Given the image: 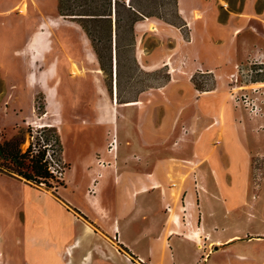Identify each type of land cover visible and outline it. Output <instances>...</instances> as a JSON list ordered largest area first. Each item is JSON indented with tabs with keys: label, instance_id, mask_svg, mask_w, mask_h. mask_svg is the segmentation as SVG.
<instances>
[{
	"label": "rangeland",
	"instance_id": "1",
	"mask_svg": "<svg viewBox=\"0 0 264 264\" xmlns=\"http://www.w3.org/2000/svg\"><path fill=\"white\" fill-rule=\"evenodd\" d=\"M117 1L116 68L114 21L106 16L114 0H50L46 8L40 1L27 16L0 6V143L18 138L26 151L29 122L48 113L43 122L54 124L67 164L63 182L47 180L48 185L0 171V264H129L117 251H108L100 230L111 236L120 232L136 252L151 246L152 264L160 259L162 264H264V120L253 118L264 114L239 105L248 127L235 130L227 116L216 115L207 132L194 110L185 124L170 108L157 118L151 112L147 139L161 141L143 149L138 109L116 104L143 90L165 91L175 74L191 78L201 90L211 89L213 80L205 82L201 74L212 71L142 69L136 62L134 19L156 15L167 21L156 29L151 23L140 44L146 50L160 48L162 60L175 44V27L168 22L181 29L184 42L191 41L190 28L180 20L176 0H130L144 13L139 16L126 0ZM196 1L198 8L204 0ZM210 1L220 22L241 6L239 0ZM210 39L215 46L224 43L218 36ZM239 47L232 46L236 61L246 57ZM230 64L217 69L224 72ZM256 95L264 110V86ZM96 197L109 212L103 222L96 217ZM58 199L86 220H71ZM155 221L160 227H153ZM132 256L136 264L149 263Z\"/></svg>",
	"mask_w": 264,
	"mask_h": 264
},
{
	"label": "crops",
	"instance_id": "2",
	"mask_svg": "<svg viewBox=\"0 0 264 264\" xmlns=\"http://www.w3.org/2000/svg\"><path fill=\"white\" fill-rule=\"evenodd\" d=\"M42 1L44 8L49 7L50 4L48 2L50 0H17L15 3L11 0H1L0 6L4 7L6 13H16L20 16H27L30 12V8L38 7V3ZM177 1V13L180 20L187 24L190 28L191 33V41L184 42L183 32L179 27H176L175 24H171L168 22V25L175 27V44L172 48L173 53L165 59H161L160 48L155 47L153 50H146L144 46L140 44L143 42L144 36L147 32L151 31L150 24L152 23L156 29L158 26L162 28L163 23L167 25V21L163 20L160 16L150 15V18L141 19L136 18L133 20L131 29L133 33L136 35L137 43L135 45V53L137 64L146 71H151L159 68L162 65L168 66L169 68H177L180 70L187 71L189 74H192L195 69H209L212 71L210 73V78L213 80V87L207 90L199 89L193 82V80L187 76L175 74L172 77V80L168 85L164 88L165 91L161 87L153 88L154 90H143L137 93L136 97H127L124 102L116 104V106H121V108H137L138 109V128L142 133V146L143 149L150 143H156L159 139H147V114L149 115L153 112L155 118L157 115L166 114L168 108L171 109V115L177 116L180 121L185 124L189 119V115H191V111L194 110V114L197 112L201 118H204L203 130L209 131L212 128V125L208 122L211 119V116L219 115L222 118L228 117L229 123L232 124L233 128L236 130L240 127L245 128L248 127L249 124L246 120H243L239 113L241 111L239 109V105L234 101L232 94V69H235L237 63L245 61L250 56H255L258 54H264V0H239L241 6H239V10L234 11L233 14L228 16V19L225 22H220L218 20V15L216 13V9L211 3L212 1H201V7H197L196 0H176ZM218 3V0H214ZM127 6L129 9H133L134 14L137 16L144 15V13L140 9H136V6L133 4H129L130 0H126ZM118 1L114 0L113 2V10L110 15L106 14V16L113 19L114 25V52H115V68L118 67V10H117ZM199 4V6H200ZM243 5V6H242ZM24 10H22V7ZM27 9V11H26ZM198 9V10H197ZM230 12V10H227ZM23 13V14H21ZM83 17V16H81ZM218 36L219 39L224 38V43L222 45L215 46L210 37ZM142 41V42H141ZM230 46V47H229ZM232 46L234 48H239L243 51V54L246 56L242 60L236 61L235 51L233 53ZM231 61L229 67L224 71L220 72L217 69L218 65L223 66ZM235 61V62H234ZM77 66V64L73 63V67ZM193 67V68H191ZM196 67V68H195ZM76 68V69H77ZM80 71V70H79ZM172 72V71H171ZM117 79H115L116 81ZM192 80V81H191ZM113 80V91H114V82ZM226 82L227 85L226 86ZM116 83V82H115ZM118 86V85H117ZM191 90V91H189ZM115 94H116V86H115ZM232 96H231V95ZM114 99V92H113ZM117 99V94H116ZM132 101H140V103L136 105H127V103ZM57 109L60 110V104L54 101ZM115 105L112 102V107ZM264 106V104H263ZM237 113V114H236ZM226 117V118H227ZM176 118V120H177ZM254 119H263L264 117L257 116L253 117ZM126 124L131 121V117L129 115H125ZM133 120V119H132ZM179 121V120H178ZM179 123V122H178ZM156 131V130H155ZM222 129L219 130L221 133ZM156 133V132H155ZM153 143V144H154ZM161 144V142H160ZM171 164V163H170ZM173 164V163H172ZM174 164H177L175 162ZM176 174L179 175L177 171ZM3 176V175H0ZM181 179L185 178V174L181 175ZM176 177H179L176 175ZM15 178V177H12ZM21 180V177H20ZM22 180L26 181L25 178ZM27 184V183H26ZM34 185L41 191L49 192V188H44L35 184H27ZM176 194L175 190L171 191V194ZM57 202V201H56ZM95 206H99L97 212L98 222L105 221L106 215H108V210H105L104 207L99 205V200L96 198L92 201ZM98 203V204H97ZM58 205L62 206L64 210L68 212V216L70 219L83 218L82 215L77 213L76 211L71 212L68 209H65V201L62 199H58ZM101 213H100V212ZM145 216V215H144ZM97 219L95 221H97ZM105 219V220H104ZM107 222V221H106ZM170 222V221H169ZM93 228L96 226L93 223H89ZM161 223L159 221H155L153 223V227H160ZM116 232V229H114ZM148 230H152L148 228ZM102 240L108 245V251L113 254L114 251H117L122 257L126 259L129 264H136L131 257L136 253L140 259L149 260V263L152 264L151 257L154 254V249L150 246L146 248L143 252H136L127 238H124L120 232L111 236L105 231L100 230ZM154 232L146 231L145 234L148 238L152 237ZM115 237V238H114ZM234 236H230L227 240L223 242H227ZM150 241V240H149ZM151 243V242H150ZM219 243V241H218ZM149 244V242H148ZM202 245L200 244L199 247ZM97 248L106 252L102 247ZM154 258V257H153ZM141 264V263H140ZM159 264H162V260L160 259Z\"/></svg>",
	"mask_w": 264,
	"mask_h": 264
},
{
	"label": "built area",
	"instance_id": "3",
	"mask_svg": "<svg viewBox=\"0 0 264 264\" xmlns=\"http://www.w3.org/2000/svg\"><path fill=\"white\" fill-rule=\"evenodd\" d=\"M201 74V73H200ZM205 82L210 79V73L201 74ZM264 77V54L250 56L245 61L237 63L232 74V94L237 105L243 106L252 114L262 113V101L257 93L263 85ZM259 100V101H258ZM48 113H42L36 119L29 122V147L35 152H41L43 161L50 175L56 180H63L67 164L65 163L57 136L47 131L54 124L43 122Z\"/></svg>",
	"mask_w": 264,
	"mask_h": 264
},
{
	"label": "trees",
	"instance_id": "4",
	"mask_svg": "<svg viewBox=\"0 0 264 264\" xmlns=\"http://www.w3.org/2000/svg\"><path fill=\"white\" fill-rule=\"evenodd\" d=\"M51 131L53 130L51 129ZM52 134L57 136L56 131H53ZM20 144L21 141L18 138L0 143V171L18 174L37 184L46 183L48 185L47 180L63 182L50 175L41 152H35L31 147L22 152Z\"/></svg>",
	"mask_w": 264,
	"mask_h": 264
},
{
	"label": "bare ground",
	"instance_id": "5",
	"mask_svg": "<svg viewBox=\"0 0 264 264\" xmlns=\"http://www.w3.org/2000/svg\"><path fill=\"white\" fill-rule=\"evenodd\" d=\"M116 82H117V80H116ZM118 84L116 83V94H117V100H118V86H117ZM132 104H134V103H132Z\"/></svg>",
	"mask_w": 264,
	"mask_h": 264
},
{
	"label": "flooded vegetation",
	"instance_id": "6",
	"mask_svg": "<svg viewBox=\"0 0 264 264\" xmlns=\"http://www.w3.org/2000/svg\"><path fill=\"white\" fill-rule=\"evenodd\" d=\"M115 100H116V95H115Z\"/></svg>",
	"mask_w": 264,
	"mask_h": 264
}]
</instances>
